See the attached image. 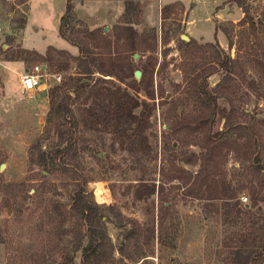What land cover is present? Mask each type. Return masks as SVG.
<instances>
[{"label":"trees","instance_id":"1","mask_svg":"<svg viewBox=\"0 0 264 264\" xmlns=\"http://www.w3.org/2000/svg\"><path fill=\"white\" fill-rule=\"evenodd\" d=\"M4 1L0 3L6 6ZM28 1L8 4V11L23 4L26 13L18 26L12 27L15 35L7 36L0 44V60L21 61L29 71L39 62L46 71L62 74L61 81L47 89L49 109L44 129L48 137L29 149V165L31 170H39L40 183L0 182L4 203H10L13 216L12 222H4L7 231H0V243L8 250L6 264H77L78 257L79 264H137L150 260L156 244L161 249H175L179 234L186 230L187 224L175 208L177 197L171 194L180 188L199 202L195 213L188 217L187 222L193 224L191 233L207 226V247L217 255L225 252L226 264H264V116L244 117L248 110L240 109L229 93L234 86L225 87L237 74L239 59L217 50L211 65L193 64L186 104L180 98L171 101L175 115L182 121H168L183 128L197 125L195 133L199 132L197 136L201 134L206 144L186 153L185 159L181 146L167 142L161 147L160 159L152 118L167 101L164 90L155 87L157 60L139 66L134 62L143 38L150 39L143 50L155 52L158 44L155 29L145 36L135 28L131 11L137 9V2H125V25L116 27V38L112 39L104 28H78L75 6L83 0H67L58 32L78 47L79 54L72 55L55 47L45 54L20 45L13 47L15 32L26 26ZM231 2L243 8L244 0ZM174 6H164L162 17ZM245 14L240 24L249 17L248 12ZM249 27L254 30V24ZM253 62L258 77L251 78L248 87L252 85L264 101V53H256ZM137 69L142 72L140 81L135 78ZM216 74L221 79L217 88L210 89L209 78ZM220 118L224 126L214 130ZM170 129L176 133L179 130ZM163 134L167 137L165 131ZM178 136L183 144V135ZM48 139L50 142L45 143ZM97 146L123 160L134 159L136 167L131 163V170L139 173L125 186V195L146 203L144 222L125 217L119 207L94 200L89 191L92 178L84 159L93 155L102 163ZM231 154L236 162L230 177L226 169L220 168H226ZM51 175L59 182L47 179ZM32 188L34 193L30 195ZM59 188L70 189L68 201L52 195ZM245 191L249 203L241 201ZM112 192L115 194L113 188ZM113 218L121 221L116 226L118 246L108 228ZM13 224L20 229L18 237ZM117 249L120 258L115 256Z\"/></svg>","mask_w":264,"mask_h":264},{"label":"rangeland","instance_id":"2","mask_svg":"<svg viewBox=\"0 0 264 264\" xmlns=\"http://www.w3.org/2000/svg\"><path fill=\"white\" fill-rule=\"evenodd\" d=\"M9 1V2H8ZM17 0H5L6 6L2 5L0 12L1 27L18 26V21L25 17L26 6H15L7 15L8 4ZM127 0H83L78 1L75 7L76 18L79 21L78 28L96 29L107 27L106 34L110 38H116V27L125 25L123 22L125 2ZM138 5L136 10L131 11V16L135 22V28L139 33L151 34L156 30L157 50L150 52L143 50L146 47L148 38L140 41L141 50L139 60L134 62L144 65L150 61L156 62L154 80L156 89L164 90L166 98L163 107H158L156 116L152 122V131L157 134L159 140V157L161 159V147L167 142L173 143L175 147H182L181 151L190 154L191 151H198V147H204L203 136L195 133L197 125L191 128L180 127L168 121L173 119V123L178 124L179 115L174 113L172 99L180 98L185 102L189 95L188 81L189 70L193 64L204 63L206 66L214 63L213 56L217 50L229 53L232 58L239 59L237 74L225 87H233L230 95L237 100L238 107L248 110V119L252 117L261 119L264 116L263 97L252 88L248 87V82L253 77H258L257 69L254 67L253 59L256 53H264V0H244L243 8L239 7L238 2L231 0H134ZM174 3V7L167 11L162 17L164 6ZM5 8V9H4ZM43 14L33 12L34 20L43 24L44 32H36L29 26L25 32L23 48L36 50L40 54H45L50 47L70 52L78 55L79 49L66 39L62 38L55 30L54 9L52 6ZM248 12L246 22H239ZM9 16V18H8ZM16 20V24L13 21ZM254 24V30L249 25ZM16 33V40L13 47L19 46V33ZM189 37L184 41L182 36ZM232 43V45H231ZM194 61V62H192ZM39 64V62L34 65ZM9 69L0 67L4 76L2 80L0 74V170L1 184L30 182L31 185L39 184L41 176L39 170H31L29 165V149L38 141L47 139L48 135L44 129L45 115L49 109L47 90L45 92H34L30 95H23L19 92L18 73H24L23 62L7 64ZM160 68V69H159ZM159 69V73L158 72ZM54 71H52L53 73ZM62 74V73H60ZM109 78V77H107ZM142 78V77H141ZM221 77L219 74L209 78V88H217ZM53 84V82L50 81ZM236 87H238L236 89ZM193 109V106L191 107ZM242 113V112H241ZM183 123V125H185ZM224 126V120L218 119L214 130H220ZM171 128L177 127L178 133L171 132ZM193 128V129H192ZM164 131L167 137H164ZM183 135L185 142H179V136ZM187 137V139H186ZM198 137V138H197ZM97 140V139H96ZM100 140V139H99ZM50 139L45 141L49 143ZM98 145V144H97ZM180 150V149H179ZM96 153L100 154L102 163L95 157L84 159L85 168L89 172L92 181L89 183V191L93 194L96 203L111 207H119L120 212L127 218L138 219L144 222L147 218L145 214L146 203L135 201L131 194L125 195V186L135 179L139 171L131 170L136 167L134 159L123 160L122 157L109 154L103 146H97ZM166 155V151L164 152ZM169 156V155H168ZM221 162V159L218 160ZM236 162L234 154L229 155L225 169L228 176H233V165ZM133 166H132V164ZM223 163V162H222ZM219 166V165H218ZM139 167V165H138ZM190 168L191 166H187ZM196 169V168H195ZM137 170V169H136ZM139 170V169H138ZM159 170V169H158ZM49 180H56V176H47ZM157 179L160 175L157 174ZM59 182V180H56ZM134 183V182H133ZM70 188V187H69ZM59 188L53 196L63 201L70 199V189ZM114 189L115 194L112 192ZM1 189V188H0ZM34 193L32 188L30 195ZM177 197L178 215L183 223L187 224L186 230L179 234L177 247L175 249H161L156 244L154 257H149L147 261L141 260L137 264H226V253L217 255L215 250L207 247L208 227L191 233L192 223L187 221L191 213L197 210L198 201L186 196L185 189H177L171 193ZM5 192L0 190V231L6 229V223L13 221L10 203H4ZM250 196L245 191L241 194V201ZM195 213V212H194ZM4 222L5 225H4ZM121 223L120 218H113L112 223L108 224L110 235L118 246L119 235L117 227ZM12 224V223H11ZM18 237L21 232L15 224L11 225ZM26 233V232H25ZM27 235V234H26ZM116 258H120L118 249L115 252ZM8 257L7 245L0 243V264H6ZM81 258L78 257L79 264ZM128 261V260H127Z\"/></svg>","mask_w":264,"mask_h":264},{"label":"crops","instance_id":"3","mask_svg":"<svg viewBox=\"0 0 264 264\" xmlns=\"http://www.w3.org/2000/svg\"><path fill=\"white\" fill-rule=\"evenodd\" d=\"M66 4H67V0H29L28 1V6H27V22H26V26L18 34L19 35V41H18L19 45L23 48V41H24V38H25V32H26V30H27V28L29 26L31 27L32 30H35L36 32H38L39 30H42L44 32L43 24H40L39 22L34 20V17H33L34 16V14H33L34 11L36 13L43 14L45 11L49 10V8H48L49 6H52V8L54 9V11H53L54 15L53 16H54L55 30L58 32L59 26H60V19H61L62 15L65 13V10H66ZM2 5H4V4L0 3V12L2 10ZM18 7L19 6H17V8ZM11 14H12V12H9L7 10V15L10 16ZM9 16H8V18H9ZM12 27H8V26L7 27H4V26L1 27V25H0V29H1L0 44L2 42H4V40L6 39L7 36L15 35L14 34V30L12 29ZM6 47H7V45H4V48H6ZM16 62H19V61H2V60H0V67H2L4 69L12 70L11 68L8 67L7 64L16 63ZM20 63H22V62L20 61ZM24 68H25L24 73H18V78H19L18 79V83H19V87H20V89H19L20 93H21V84H20L21 76L29 71L26 68L25 64H24ZM0 74H1L2 80H4V84H5V88H6V82L7 81H5L4 76L1 73V71H0ZM41 89H42L41 92H45L46 93V87L45 86H42Z\"/></svg>","mask_w":264,"mask_h":264},{"label":"built area","instance_id":"4","mask_svg":"<svg viewBox=\"0 0 264 264\" xmlns=\"http://www.w3.org/2000/svg\"><path fill=\"white\" fill-rule=\"evenodd\" d=\"M50 81L53 83H59L61 81V75L52 73L51 71H46L41 65L37 64L32 67L30 71L21 76V94L30 95L37 91L41 92L42 86H45L47 90L49 86L52 85ZM243 200L244 202L247 201L246 198Z\"/></svg>","mask_w":264,"mask_h":264},{"label":"water","instance_id":"5","mask_svg":"<svg viewBox=\"0 0 264 264\" xmlns=\"http://www.w3.org/2000/svg\"><path fill=\"white\" fill-rule=\"evenodd\" d=\"M107 27H105V31H107ZM182 39L184 40V41H188L189 40V37H187L186 35H183L182 36ZM134 60L137 62L138 60H139V54H135L134 55ZM43 69H45V67H43ZM135 78L138 80V81H140L141 80V77H142V72H141V70H139V69H137L136 71H135ZM99 156H101L100 154H99ZM3 165H1V167H0V170H3Z\"/></svg>","mask_w":264,"mask_h":264}]
</instances>
